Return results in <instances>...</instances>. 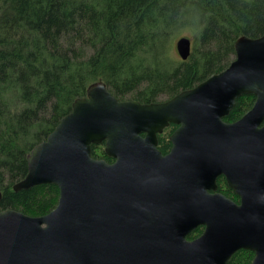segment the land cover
<instances>
[{
    "label": "water",
    "instance_id": "water-1",
    "mask_svg": "<svg viewBox=\"0 0 264 264\" xmlns=\"http://www.w3.org/2000/svg\"><path fill=\"white\" fill-rule=\"evenodd\" d=\"M191 47L175 42L181 61ZM234 51L225 70L166 101H118L90 85L27 155L13 190L54 185L59 198L42 217L0 212V264H228L240 250L264 264V35ZM246 95L252 108L225 122ZM169 125L163 156L157 137ZM101 145L112 164L92 157ZM219 177L238 204L215 193Z\"/></svg>",
    "mask_w": 264,
    "mask_h": 264
},
{
    "label": "trees",
    "instance_id": "trees-1",
    "mask_svg": "<svg viewBox=\"0 0 264 264\" xmlns=\"http://www.w3.org/2000/svg\"><path fill=\"white\" fill-rule=\"evenodd\" d=\"M262 35L264 0H0V212L42 217L55 209L56 186H13L27 174L31 149L90 85L103 83L118 101H166L225 70L239 38ZM181 37L192 43L186 61L174 53ZM254 102L241 96L224 121L239 120ZM174 130L157 137L162 155ZM91 154L110 163L104 145ZM218 190L237 201L223 178ZM253 257L240 250L228 264Z\"/></svg>",
    "mask_w": 264,
    "mask_h": 264
},
{
    "label": "flooded vegetation",
    "instance_id": "flooded-vegetation-1",
    "mask_svg": "<svg viewBox=\"0 0 264 264\" xmlns=\"http://www.w3.org/2000/svg\"><path fill=\"white\" fill-rule=\"evenodd\" d=\"M173 126V125H172ZM175 127V129H176V126H174ZM164 131V130H163ZM174 132V131H173ZM172 132V133H173ZM169 143H170V141H169ZM157 144H158V142H157ZM170 147H171V143H170ZM158 150V149H157ZM170 150H171V148H170ZM159 151V150H158ZM160 152V151H159ZM170 152V151H169ZM162 155V154H161ZM167 155V154H166ZM163 156H165V155H163ZM108 159H110V163H108V164H112L113 162H114V160L112 159V158H110V157H108ZM221 178H223L224 179V181H225V178L224 177H219L217 180H216V185H217V191L215 192V193H218V194H221L222 196H224V197H226L224 194H222L219 190H218V180L219 179H221ZM225 184H226V181H225ZM226 187L233 193V191L227 186V184H226ZM234 194V193H233ZM234 196L237 198V201H233L232 199H230V198H228V197H226L227 199H229V200H231V201H233V202H235L236 204H238L239 203V198L234 194ZM199 228H201L202 229V232H203V227H199ZM199 228H197V229H199ZM196 229V230H197ZM201 235V234H200ZM198 238V237H197ZM196 239V238H195ZM189 240V239H188ZM194 240V239H193Z\"/></svg>",
    "mask_w": 264,
    "mask_h": 264
},
{
    "label": "rangeland",
    "instance_id": "rangeland-1",
    "mask_svg": "<svg viewBox=\"0 0 264 264\" xmlns=\"http://www.w3.org/2000/svg\"><path fill=\"white\" fill-rule=\"evenodd\" d=\"M173 45L175 46V43L173 42ZM174 53H175V55L178 57V55H177V53H176V51L174 50ZM179 58V57H178Z\"/></svg>",
    "mask_w": 264,
    "mask_h": 264
}]
</instances>
